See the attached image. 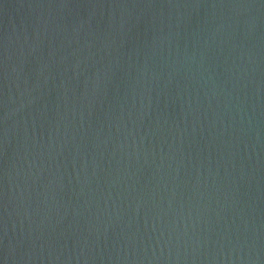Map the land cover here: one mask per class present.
Masks as SVG:
<instances>
[{"label": "water", "instance_id": "1", "mask_svg": "<svg viewBox=\"0 0 264 264\" xmlns=\"http://www.w3.org/2000/svg\"><path fill=\"white\" fill-rule=\"evenodd\" d=\"M0 264H264V0H0Z\"/></svg>", "mask_w": 264, "mask_h": 264}]
</instances>
